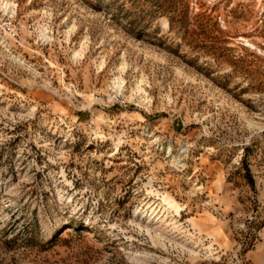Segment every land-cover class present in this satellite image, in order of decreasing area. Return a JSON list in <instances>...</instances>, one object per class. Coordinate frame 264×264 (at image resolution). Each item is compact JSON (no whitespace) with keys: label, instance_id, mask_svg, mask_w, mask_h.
I'll return each mask as SVG.
<instances>
[{"label":"rangeland","instance_id":"374dc122","mask_svg":"<svg viewBox=\"0 0 264 264\" xmlns=\"http://www.w3.org/2000/svg\"><path fill=\"white\" fill-rule=\"evenodd\" d=\"M0 264H264V0H0Z\"/></svg>","mask_w":264,"mask_h":264},{"label":"bare ground","instance_id":"6f19581e","mask_svg":"<svg viewBox=\"0 0 264 264\" xmlns=\"http://www.w3.org/2000/svg\"><path fill=\"white\" fill-rule=\"evenodd\" d=\"M169 204H170V203H169ZM170 207L174 208L175 206L171 204ZM177 208H178V207H177ZM174 210L176 211L177 214L179 213V212H178V209L175 208Z\"/></svg>","mask_w":264,"mask_h":264}]
</instances>
